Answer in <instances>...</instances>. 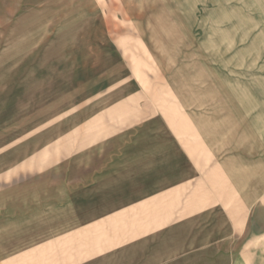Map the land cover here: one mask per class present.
I'll return each instance as SVG.
<instances>
[{
  "label": "crops",
  "instance_id": "1",
  "mask_svg": "<svg viewBox=\"0 0 264 264\" xmlns=\"http://www.w3.org/2000/svg\"><path fill=\"white\" fill-rule=\"evenodd\" d=\"M66 4L0 0V264H228L264 236V89L154 101L107 27L48 40Z\"/></svg>",
  "mask_w": 264,
  "mask_h": 264
},
{
  "label": "rangeland",
  "instance_id": "2",
  "mask_svg": "<svg viewBox=\"0 0 264 264\" xmlns=\"http://www.w3.org/2000/svg\"><path fill=\"white\" fill-rule=\"evenodd\" d=\"M71 4L68 0L61 17L68 16V24L61 32H51L48 40H75L79 24L99 25L101 31L107 27L108 38L118 41L130 65L124 74L132 73L144 88L164 90L154 101L186 103L190 90L204 88L238 87L245 94L264 89V0H84L83 17ZM10 37L0 33V62L13 55ZM3 84L11 83L6 79ZM4 86L0 88L7 90ZM46 86L45 80L36 81L35 93ZM10 102L8 97L3 103L9 113ZM232 244L228 264H249L253 247L259 248L264 264L263 235Z\"/></svg>",
  "mask_w": 264,
  "mask_h": 264
}]
</instances>
